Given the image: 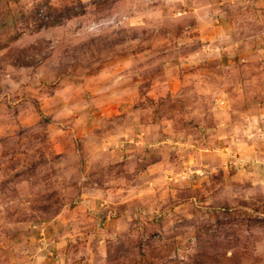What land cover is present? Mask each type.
Instances as JSON below:
<instances>
[{
  "label": "rangeland",
  "instance_id": "rangeland-1",
  "mask_svg": "<svg viewBox=\"0 0 264 264\" xmlns=\"http://www.w3.org/2000/svg\"><path fill=\"white\" fill-rule=\"evenodd\" d=\"M0 264H264V0H0Z\"/></svg>",
  "mask_w": 264,
  "mask_h": 264
}]
</instances>
